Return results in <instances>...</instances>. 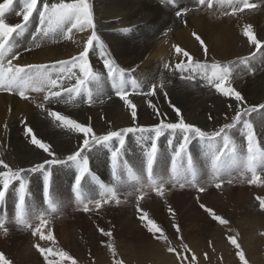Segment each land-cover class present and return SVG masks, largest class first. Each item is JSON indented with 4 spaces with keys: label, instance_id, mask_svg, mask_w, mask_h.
Wrapping results in <instances>:
<instances>
[{
    "label": "bare ground",
    "instance_id": "obj_1",
    "mask_svg": "<svg viewBox=\"0 0 264 264\" xmlns=\"http://www.w3.org/2000/svg\"><path fill=\"white\" fill-rule=\"evenodd\" d=\"M43 2L44 0H40L37 10L30 17L28 30L13 39L16 47L9 58L16 52L20 53L13 60L14 65H53L57 61L70 60L82 50L83 43L90 34V31L81 33L74 30L72 40L45 38L37 41L39 47L30 43L31 33L39 23V10L42 9ZM249 2L257 7L232 15V8L228 6L227 0L224 3L213 0L212 8H208L207 3L198 4V0H172L171 3L168 0H89L96 31L103 42V51L125 72L126 90L133 93L130 99L137 107L136 120H132L130 110L115 95L112 81L107 77V70L103 65L101 47L96 44L90 48L89 62L93 71L101 74L102 79L98 85L90 86L93 92L91 103L87 102V93L84 92L76 95L75 100L64 92L63 100L47 104L43 101L44 93L28 91L26 95L29 99L24 100L17 92L0 91V159L13 169H29L45 159L53 158L30 143L22 120L33 129L38 138L51 145L56 158L66 160L69 154L78 150L82 144V134L59 127V122L48 117L45 109L59 111L90 126L97 135H104L108 131L127 127H151L161 120L175 123L181 117L185 123L209 131L219 129L227 123L235 115L237 107L243 109L257 106V111L251 112L245 119L253 125L255 140L264 149V109L258 107L264 105V47L257 50L242 34L244 26L251 25L257 39L264 42V0ZM22 5L23 0H13L12 8L5 14L7 23L21 22L22 17H17L15 12L20 11ZM182 9L189 11L183 14V18H177L176 12ZM193 32L205 41L209 50L207 56L193 37ZM173 45L188 51L193 56L194 63L200 61L208 64L209 68L191 67L184 72L177 70L175 65L180 60L185 65L188 60L182 55L177 56ZM25 48L30 51H25ZM213 62L230 67V85L242 95L243 102L217 93L208 84L205 72L210 74ZM164 64H168L169 68L165 69ZM74 71L78 72V69ZM182 76H191L193 79L182 80ZM133 79L137 81L135 89L131 84ZM63 83L65 87H71L75 84V78L68 80L65 77ZM161 83L163 89L157 88L155 96L137 94L146 93L152 84ZM149 101L156 106L160 115L149 107ZM40 103H45V109L37 107ZM173 108L180 110L181 117L176 115ZM216 116L214 121L213 117ZM245 133L246 129L242 124L229 130L230 137L237 145V163L222 177L225 181L223 185L228 180L233 182L220 189L214 183H209L212 175L210 150L206 143L199 140L202 148L192 152L186 150L182 161L186 166L188 157H191L195 185L185 183L182 188L178 183L175 187L169 183L165 186L164 196H156L147 186V174L144 171V147L150 146V141L142 139L139 132L129 133L125 137V146L119 158V182L112 177L108 147L98 145L87 153L90 171L82 180L79 193L73 191L77 172L74 165L67 163L51 166V205L44 200L43 174L26 173L25 219L30 227L22 226L16 221L18 183L14 182L5 198L0 200V222L8 230L6 235L0 231V253L11 264H48V261L71 264L69 260L47 253L46 260L34 246L39 244L54 252H67L76 264H113L114 259L123 264H175L182 260L180 255L187 253L184 245L192 247L206 242L224 241L240 226H253L261 232L264 230V211H261L255 196L264 197V183L250 184L252 186L246 183L243 185L247 186L245 190L238 192L231 189L232 184L241 182L238 180L251 179V173L242 163L247 150ZM169 139H172L171 146L168 144ZM182 139L179 132L174 136L166 132L159 138L158 157L154 163L157 178L170 174L174 147ZM116 146L118 142L109 145ZM190 148L188 144L189 151ZM127 168L132 169L134 176L140 178L139 181L129 178ZM263 172L264 168L257 169L262 180ZM194 186L205 187L206 192L190 197ZM106 187H113L118 198H123L124 201L121 200L119 205L115 201L103 204L96 212H93L95 208L92 205V212L84 213L83 203L104 198ZM137 196L143 197L139 204ZM200 203L229 223L220 225L212 220L200 208ZM138 206L142 212L137 211ZM144 212L162 228L170 245L156 240L147 231L146 222L139 219ZM41 217L48 221L41 230L45 236L51 230L52 240H41L39 234L32 235V229L39 225ZM173 224L179 226V233L173 228ZM101 229L111 232V237L103 235ZM250 231L252 233L253 229ZM109 242L116 250L115 257L108 251ZM168 246L176 251L168 252Z\"/></svg>",
    "mask_w": 264,
    "mask_h": 264
},
{
    "label": "snow or ice",
    "instance_id": "obj_2",
    "mask_svg": "<svg viewBox=\"0 0 264 264\" xmlns=\"http://www.w3.org/2000/svg\"><path fill=\"white\" fill-rule=\"evenodd\" d=\"M40 0H23L22 9L16 11L17 17H22L21 22L15 24H9L5 20V14L13 6V0H3L0 2V91L3 92H17L18 95L27 100L29 97L26 92L31 91L35 93H44L43 101L47 104L58 103L64 99L62 93H68L72 100H75L76 95L82 92L87 93V102L91 103L93 99V92L90 88L93 84H99L101 82V74L93 71L92 66L89 62V51L90 48L99 44L101 47V57L103 60L104 68L107 70V77L112 81V86L115 90V95L123 101L124 106L130 110L132 120L135 121L137 118V107L130 99L133 93L126 90V78L123 69L118 68L114 61L111 60L108 55L103 51V42L96 31L94 23L93 12L89 0H44L42 9L39 10V23L35 27V31L31 33L30 43L35 44L39 47L38 40L48 39H64L72 40L73 31L87 33V39L83 43L82 50L77 56H73L70 60L57 61L53 65L45 64H27V65H14L13 60L17 59L20 55L16 52L14 55L10 54L13 52V48L16 45L13 43L15 36H22L27 30L30 22V17L33 12L37 10V5ZM169 3L172 0H168ZM225 0H221L224 3ZM207 3L208 8H212L213 0H198V4L203 5ZM227 4L232 8V15L237 12H243L247 10H253L257 7L256 4L250 3L249 0H227ZM189 9H182L176 12L178 18H183V14L188 12ZM243 36L247 38L250 44L255 45L257 50L264 47V42L257 39L255 36L252 26L245 25L242 32ZM166 35V33H165ZM196 41L199 42V46L203 49L204 55H208V47L205 41L197 35L195 32L192 33ZM177 56L186 57L188 64L185 65L183 60L175 65L177 70L181 72L187 71L188 68L195 67L198 69H208L209 65L201 63L200 61L193 62V56L188 51H185L182 47L173 45ZM25 51H30L29 48H25ZM59 65V68H57ZM164 68H169L168 64H164ZM210 74L206 71L205 77L208 84L224 96H230L237 102H243L242 95L236 91L230 85L231 70L229 66H221L217 62H213L210 65ZM74 69H78L74 71ZM55 73V76H54ZM67 77L68 80L75 78V84L71 87H65L63 80ZM182 80H191V76H182ZM133 88L137 86V81L133 79L131 81ZM157 88L163 89V83L157 85L152 84L146 93L147 96H155L157 94ZM167 97V93L165 92ZM45 103H40L37 107L45 109ZM149 107H152L157 115H160L159 110L154 104L149 101ZM259 109H264V105L258 106ZM48 117L54 122H59L58 126L68 131H74L82 134L83 140L78 150L69 154L65 159L56 158L55 153L51 150V145L38 138L33 129L28 126L23 120L21 121L24 126V132L27 137H30V143L37 149L47 153L48 156L53 157L52 159H45L42 163H37L29 169H13L3 159H0V200L4 199L6 192L10 185L14 186V182L18 183L17 192V203L16 209V221L18 224L30 227L25 219L26 216V197H27V180L25 178L26 173L41 172L43 174V196L47 204H52V198L50 194V179H51V166L62 165L70 163L77 169L74 177V190L79 193L82 180L86 178L89 173V158L87 153L92 151L94 146L108 147L111 153V168L112 177L115 181H120V170H119V158L122 150L125 146V137L129 133L141 134V138L150 141V146L145 145L144 157H145V168L144 171L147 174V186L155 192L156 196L163 197L165 194V186L169 183L173 187L178 183L180 187H184L185 183H192L195 185L196 177L193 169V162L191 157L187 159V165L182 162L184 154L187 149V145L190 143L192 138L199 139L202 143H206L210 150L212 175L210 176L209 183H214L217 189L222 187L225 182L223 175L227 173L228 169L237 163V145L235 141L230 137L229 130L235 128L237 125L242 124L246 129L245 138L247 142L246 155L243 158L244 168L251 173V179L247 182L249 184L264 183L260 175L257 174L258 168H264V149H262L255 140V134L253 131V125L245 117L249 116L251 112L257 111V106L249 108L237 107L235 115L232 117L231 123H225L218 130L211 133L201 130L192 124L185 123L181 117L180 110L173 108L178 117H181L178 122H165L161 120L158 124L151 127H127L117 131H108L104 135H97L94 133L90 126H85L75 119L70 118L67 115L62 114L59 111L45 109ZM211 118V117H210ZM169 133L174 136L179 132L183 139L174 147V152L171 157V169L170 174L165 177L161 175L157 178L154 174V163L158 157V140L165 133ZM222 141V147H216L217 142ZM112 142H118V146L109 147ZM168 144L172 145V139L168 140ZM129 178L136 179L139 181V177L134 176L131 168L126 169ZM191 177V180H189ZM233 181L228 180L227 183L231 184ZM197 192L203 193L206 191L205 187L197 186ZM142 196H137V202L142 199ZM256 199L259 201V207L261 211H264V197L257 196ZM111 201H115L117 205L121 203V200L117 196V192L113 187H106L104 190V198L97 199L83 203L82 210L89 212L92 210V205L95 209H100L103 204H108ZM202 208L212 220L217 221L220 225H227L229 221L217 215L212 209L206 207L203 203H200ZM138 212H142V209L138 206ZM171 212L172 210L169 209ZM174 215V213H173ZM139 219L145 221V227L149 233L153 234V237L164 243L170 245L168 237L164 234L161 227L157 223L148 218V214L144 212ZM48 221L44 218H40L39 225L32 229V235L36 236L39 234L41 240H52L53 233L51 230L44 235L41 230ZM173 228L179 233L180 228L178 225L173 224ZM0 231L5 235L7 234V228L3 222H0ZM103 235L111 237V232H105L103 229L100 230ZM159 233V235H156ZM264 235V233H261ZM229 243L236 248V256L239 258L240 264H248L245 254L237 242L236 237L229 235L227 237ZM42 256L48 260V255L59 256L63 259L71 261V264H76V261L64 251L54 252L52 249H45L34 245ZM185 250L188 249L187 245L183 246ZM108 251L113 257L116 256V250L111 242L107 244ZM168 252H175L171 246L167 247ZM47 253L48 255H45ZM196 257L193 255L190 264H195ZM0 264H11L3 253H0ZM48 264H58V261H48ZM113 264H123L122 261L114 259Z\"/></svg>",
    "mask_w": 264,
    "mask_h": 264
},
{
    "label": "rangeland",
    "instance_id": "obj_3",
    "mask_svg": "<svg viewBox=\"0 0 264 264\" xmlns=\"http://www.w3.org/2000/svg\"><path fill=\"white\" fill-rule=\"evenodd\" d=\"M86 107L89 108V105L86 104ZM232 117L227 120L228 121L227 123L232 122ZM213 119L215 121L217 119V116L213 117ZM201 130L206 131V132L210 131L209 133H211V132L216 131L218 129H211L208 131V130H204V128H203ZM198 141H199V139H196V138L194 140H191L189 143V145L191 147L190 148L191 151H189L188 149H186V150L188 152H192V151L198 150L199 148H202V145H201L202 143L199 144L200 141L199 142ZM219 146L222 147V141H218V143L216 144V147H219ZM108 162H110L109 159H108ZM193 169H194V163H193ZM238 181H241V182H239V184H237L238 182L237 183L235 182L234 184H232L233 187H231V189H233L236 192L241 191V190H245V188L247 186H243V185L248 183L247 182L248 180L245 181V179H243V180H238ZM224 185L222 184V186H224ZM229 185H231V184L226 183L225 186H229ZM250 186H252V185H250ZM196 187L197 186H194L192 189L189 188L192 190L190 197H192L193 195H194L193 197H196L197 195H202L206 192L205 191L203 193H199V192H197ZM234 196H235V194H234ZM256 197L257 196H255V198ZM120 200L124 201L123 198H121ZM96 211H97L96 209L93 210V212H96ZM91 212L89 211L87 213H91ZM84 213H86V212H84ZM248 229H249V231H248ZM252 229H253V232L251 233L250 230H252ZM261 233H264V230H261V232H258V230L256 228H254L253 226H251V227L250 226H247V227L246 226H240V228H237L235 230V232L232 234V236L236 237L237 242L240 244V246H241V248L245 254V258H246L248 264H264V235H261ZM251 236L252 237L254 236V237L252 238ZM187 250L184 249V251L187 252L186 255H184V254L180 255V259H182V260H180V262L175 263V264H190V261H191V258L193 255L196 257L195 264H240L239 258L235 254L236 248L231 243H229L227 238H225L224 241H220V242H214L213 241V242H206V243L200 244V245H194L192 247H188Z\"/></svg>",
    "mask_w": 264,
    "mask_h": 264
}]
</instances>
